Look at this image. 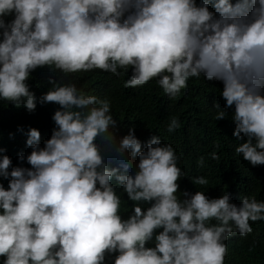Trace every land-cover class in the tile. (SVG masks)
Returning <instances> with one entry per match:
<instances>
[{"label": "clouds", "instance_id": "1", "mask_svg": "<svg viewBox=\"0 0 264 264\" xmlns=\"http://www.w3.org/2000/svg\"><path fill=\"white\" fill-rule=\"evenodd\" d=\"M45 67L61 79L131 69L124 87L156 79L170 98L190 78L218 81L234 109L235 153L264 166V0H0V101L29 113L59 106L42 147L37 128L26 132L31 151L18 160L29 167L13 166L0 146V264H224L229 237L264 221L255 197L239 206L226 192L178 197L186 173L171 144L153 135L142 150L134 128L117 138L110 101L75 83L49 78L37 97L28 81ZM179 127L172 117L167 131ZM117 187L131 202L127 218Z\"/></svg>", "mask_w": 264, "mask_h": 264}, {"label": "trees", "instance_id": "2", "mask_svg": "<svg viewBox=\"0 0 264 264\" xmlns=\"http://www.w3.org/2000/svg\"><path fill=\"white\" fill-rule=\"evenodd\" d=\"M118 71L119 76L93 70L61 79L58 72H50L46 67L38 68L31 73L28 84L39 97L50 87L49 78L61 79L62 83H75L87 95L110 101L111 114L117 120L113 129L117 138L126 135L129 128H134L142 150L153 135H157L162 144H171L179 157L177 166L186 173L179 181L178 197L183 198L181 193L184 191H202L209 198H217L226 192L231 196L230 202L237 206L243 196L264 202V166L252 167L235 153V147L241 141L232 135L234 109L224 107L220 82L208 81L203 76L193 77L188 80L186 89H182L176 98H170L163 93L156 79L141 87H124L131 76V69L128 72ZM58 107L52 103H37L36 110L29 113L23 106L16 108L0 101V146L6 148L13 166L29 167L26 161L18 160L19 154L27 156L31 151L25 145L26 132L29 127L37 128L41 133L42 147L43 141L51 135L54 127L51 117ZM217 111H225V119L215 121ZM172 117L178 119L180 127L169 133L167 125ZM216 144H219V148L215 147ZM213 151L220 156L218 161L211 159L210 153ZM201 156L204 157L203 167L197 164ZM127 162L131 164L130 172H135L137 158L128 159ZM108 163L114 166L115 157H108ZM198 176H204L209 183L205 186L193 184L192 178ZM2 183L7 187L6 180ZM117 195L121 197L120 214L127 218L131 202L119 187ZM142 207L147 208L148 205ZM250 223L253 229L250 234H234L225 242L228 254L224 264H264V221Z\"/></svg>", "mask_w": 264, "mask_h": 264}]
</instances>
